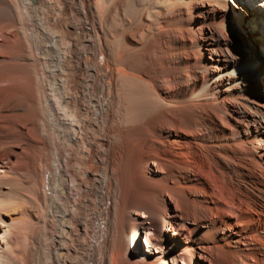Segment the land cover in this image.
Here are the masks:
<instances>
[{
	"label": "bare ground",
	"instance_id": "1",
	"mask_svg": "<svg viewBox=\"0 0 264 264\" xmlns=\"http://www.w3.org/2000/svg\"><path fill=\"white\" fill-rule=\"evenodd\" d=\"M263 76L264 0H0V264H264Z\"/></svg>",
	"mask_w": 264,
	"mask_h": 264
},
{
	"label": "rangeland",
	"instance_id": "2",
	"mask_svg": "<svg viewBox=\"0 0 264 264\" xmlns=\"http://www.w3.org/2000/svg\"><path fill=\"white\" fill-rule=\"evenodd\" d=\"M257 3H259V2H257ZM233 18H235V17L233 16ZM246 44L249 45L248 42ZM263 83H264V76H263ZM139 219L144 224V227H145V231H142L140 233V235L138 236V240H134L135 247H137V249L140 252L145 253L146 249H147L148 252L153 251L155 254H160L161 252L165 251L166 249H169L173 253V257H175L174 259H175L176 264H187L188 260L182 256L179 257L177 249H174L172 247H163V248L159 249V248H156L153 245V243H149V245H147L149 240H150L148 234L152 233V231H154V227H153L154 224L151 220L148 219V217H146L144 215H140ZM145 240H147V241H145ZM148 252H146V253H148Z\"/></svg>",
	"mask_w": 264,
	"mask_h": 264
}]
</instances>
